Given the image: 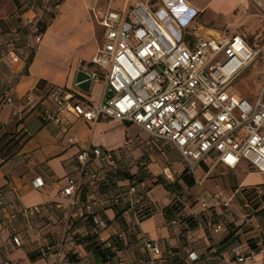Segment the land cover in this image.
Returning <instances> with one entry per match:
<instances>
[{
	"label": "crops",
	"instance_id": "1",
	"mask_svg": "<svg viewBox=\"0 0 264 264\" xmlns=\"http://www.w3.org/2000/svg\"><path fill=\"white\" fill-rule=\"evenodd\" d=\"M35 2L36 0H0V39L8 37L16 29L23 32L25 39H30L33 25L23 23L24 18L33 16L36 21L46 18L45 10L32 7ZM248 3L252 2L62 0L56 4L53 16L46 21L45 29L41 31L40 40L33 46L29 61V54L23 53V47L14 50L18 55L15 61H10L5 56L0 57V94L12 97V101L0 104V136L3 133H14L20 138V146L10 158L3 160L0 155V189L6 201L5 207L0 206V264H51L53 260H58L60 264H244L234 259V251H243L249 244L256 249L254 264H264V195L249 198L245 195L246 191L241 190L242 187L259 185L264 193V171L255 170L243 159L229 167L214 162L213 153L206 155L193 167L196 166L201 174L202 170L210 171L213 164L218 163L222 174L218 178L221 180L219 186L214 188L215 192L207 194L210 196L206 200V206L203 205L205 201L200 202V209L205 210L203 218L197 216L198 208L192 207L193 214L190 215L194 224L184 230L179 223H171L170 219L177 218L178 213L166 212L164 207L170 206L171 197L163 183L152 177L158 170L163 175L165 172L169 175L168 178L164 175L165 179H172L169 167L173 161L166 159L165 152L177 151L173 145L154 139L137 125L121 119H118L121 122L106 119L85 121L66 112L62 116L68 118L67 126L42 119L45 108L55 109V104L43 96L50 86L72 90L75 92L73 100L86 103L97 102L104 96L103 79L91 81L87 91L77 87L74 81L76 71L88 67L91 56L103 40V27L98 23L101 30L98 42L96 25L91 9H88L90 6L120 11L134 5L148 7L171 28L168 23L170 17L179 23L186 21L185 25H190L191 14L198 11L207 22L215 15L240 13ZM253 5L263 12L260 6L255 3ZM206 10H210L211 15H203ZM71 23H75L79 30L73 37L67 38L66 29ZM213 30L214 33L211 32ZM184 31L196 36L194 30ZM207 31L204 34L217 36L236 33H219L213 25H209ZM82 60L85 62L80 65ZM28 91H33V97L29 101L24 98ZM114 123L124 126L121 125L119 143L109 147L104 132L108 125ZM130 124L136 127V131L129 135ZM89 145H99L111 150L113 158L109 161L93 158L88 168L97 170L100 179L83 174L82 187L77 192L72 195L61 193L60 188L67 177L78 175L75 168L77 152ZM151 145L163 149V152L158 153V158L156 153L148 150ZM132 146H136L135 149L131 150ZM140 148L145 150L148 158L139 161L138 168H121L122 163L131 161L130 153L136 154ZM206 157L210 158L209 162L205 160ZM184 164L180 158V163L171 169L178 175L184 169ZM129 173H136L139 180L134 184V194L128 193L119 203L110 204L109 199L104 197L116 190H128L130 183L125 176ZM223 192H226L227 198L234 200L235 208H232L231 214L225 212L224 207L219 204L218 198H223ZM134 195L141 196L139 204L145 205L148 212L141 215L136 213L137 206L130 205V198ZM80 197L97 199L90 209L93 212L92 219L79 217ZM73 200L76 202L72 203ZM50 202L53 205L44 207L36 214L27 215L21 211L27 206ZM239 203L243 204L242 207ZM185 208L186 204L183 209ZM242 210L252 211L251 219L257 222V229L241 222L238 214ZM12 212L15 215L8 217L7 213ZM208 214L215 218L222 215L230 224L218 232H209L203 225V219ZM69 222L72 225L67 228ZM11 227L18 231L21 244L15 245L11 241ZM96 229L95 238L98 242L110 239L114 244L110 261H102L90 244L80 241L83 235ZM145 240L156 242L161 255L148 251L144 246ZM190 252L196 257H186V253Z\"/></svg>",
	"mask_w": 264,
	"mask_h": 264
},
{
	"label": "built area",
	"instance_id": "2",
	"mask_svg": "<svg viewBox=\"0 0 264 264\" xmlns=\"http://www.w3.org/2000/svg\"><path fill=\"white\" fill-rule=\"evenodd\" d=\"M252 1L264 14V0ZM95 17L103 27V40L91 56L88 67L83 69L91 81L104 80V96L97 102L86 103L73 100L75 92L72 90L50 86L43 96L55 104V109L45 108L43 120L67 126L69 120L62 116L65 112L85 121L117 118L137 125L153 138L169 142L190 168L213 153L214 162L233 167L243 159L255 170L264 171V76L252 99L227 90L253 53L239 33L192 36L182 30L183 26L174 18H169L173 24L169 28L153 10L139 5L122 11L107 8ZM36 22L33 16L25 17L23 21L34 26L33 38L39 41L41 29ZM1 53L0 57L5 56L10 61L18 59L11 48L1 50ZM32 97L33 91L24 95L27 101ZM9 101H12L10 95L0 94V104ZM93 158L109 161L113 153L99 145L80 149L75 167L78 175L67 177L60 188L61 193L72 195L77 192L83 174L96 178L97 172L88 168ZM164 175L169 177L166 172ZM134 191L130 184L129 194L133 195ZM255 192L263 191L256 186ZM96 200L80 201L79 214L90 210ZM138 200L137 195L131 196L130 203ZM5 205L0 189V206ZM222 205L225 212L232 213L227 200ZM44 207L45 204H34L21 211L27 215L36 214ZM251 212L247 210L238 215L241 222L257 229ZM7 215L13 217L15 213ZM95 220L103 224L101 220ZM228 221L222 215L215 218L208 214L203 225L209 232H218ZM171 223L176 221L171 220ZM10 237L15 245L21 244L15 227H11ZM144 246L152 254H159L156 242L145 240ZM255 252V247L248 245L243 251H235L234 259L254 264ZM191 254L188 253L190 259L196 257ZM51 264L60 263L53 260Z\"/></svg>",
	"mask_w": 264,
	"mask_h": 264
},
{
	"label": "rangeland",
	"instance_id": "3",
	"mask_svg": "<svg viewBox=\"0 0 264 264\" xmlns=\"http://www.w3.org/2000/svg\"><path fill=\"white\" fill-rule=\"evenodd\" d=\"M62 0H50L49 8L46 9V18L43 20L44 24H46V21L50 19L51 16L55 13V4L57 2H61ZM252 3L253 1L250 0ZM54 5H53V4ZM252 3H248L247 6L243 8V10L240 11V13L233 14V13H223L219 16L215 15L211 17L210 21L205 22L204 17L202 14L198 11H195L191 14L189 18L190 25H185L187 23L186 21L184 23H179L181 26L185 25L182 30H194L195 35L199 36L204 33H208L207 29L209 25H213L219 33L223 34H229L231 32L239 33L245 41L249 44L251 47L253 53L251 58L246 62V64L240 69V71L235 75V77L231 80L229 85L227 86V90L229 93L237 94L246 97L247 99H252L255 94L257 93L260 83L262 81V78L264 76V14L263 12L253 5ZM96 6H99L96 5ZM95 6V7H96ZM91 9L90 13L93 18V21L96 25V34L98 38V42H100V27L98 25L97 19L95 17L96 13H101L99 11H103L105 8L100 7L97 8H91V6L88 8ZM87 9V11H88ZM205 16L211 15L210 10H206L204 12ZM243 17V19H242ZM40 22V23H43ZM168 23L173 26L172 22L169 21ZM41 25V24H40ZM78 26L75 23H71L68 25L66 29V37L70 38L73 37V35L78 31ZM204 31V32H202ZM214 33V30L211 31ZM34 33V26L31 27V37L30 39H25L24 42H19L18 46L23 47L24 51L23 53L29 54L31 50L33 49V46L37 41L33 38ZM70 52H73L70 50ZM85 60H82L80 65H83ZM105 120V119H101ZM108 120H117L118 119H112L107 118ZM116 121V122H117ZM121 122V121H120ZM124 126L123 124H121ZM118 125L116 123L108 125L105 128L104 136L106 143H108L109 147H114L117 145L121 139L122 135V126ZM264 128V123H263ZM128 134L136 131V127L130 124V127L128 128ZM132 137H130L131 140ZM153 138V137H152ZM156 139V138H154ZM161 140V139H158ZM163 141V140H161ZM136 146H132L131 150L135 149ZM148 150L156 153L158 158V153L163 152V149H158L155 147V145H151V148H148ZM137 156V157H136ZM166 159L170 162L171 167H175L180 163V157L176 150H170L165 152ZM131 161L129 163L124 162L121 165V168H131L139 166V161L144 160L145 158H148L147 155H145L144 149H138V153L134 154L133 152L130 153ZM159 160V159H158ZM205 160L207 162L210 161L209 157H206ZM156 161V160H154ZM169 167V166H168ZM171 167H169V170L171 171V176L173 181L169 179L168 182H176L173 185H170L168 187V196L171 197V204L174 208L177 209L179 213L182 215H190L193 214L192 207L198 208L196 211L197 216H200L203 218L205 214V210L202 208L200 209V202H204V206L207 204L208 196L207 194L213 193L214 188L216 186H219V182L221 179L218 177L222 176L220 171V165L218 163H214L213 167L210 171L202 170L201 174L198 171V168L195 167H188L186 164L183 165V168H186L188 172H191L194 181L191 185L184 184L181 180H176L177 175L175 172L172 171ZM134 174V173H133ZM200 174V175H199ZM154 180L158 179L161 183H168L167 179H165L162 171H156L155 174L152 176ZM134 181H139L138 176L135 173L134 174ZM152 179L150 180V182ZM235 194V193H234ZM221 197V196H220ZM220 205L223 208L222 202L224 200H227V204L231 208H235L234 206V200L232 198H227L226 192H223V198L220 199ZM184 204L187 205V208L183 209ZM243 204L239 203V206L242 207ZM209 209V208H206ZM242 212H244L242 210ZM235 252V251H234Z\"/></svg>",
	"mask_w": 264,
	"mask_h": 264
},
{
	"label": "trees",
	"instance_id": "4",
	"mask_svg": "<svg viewBox=\"0 0 264 264\" xmlns=\"http://www.w3.org/2000/svg\"><path fill=\"white\" fill-rule=\"evenodd\" d=\"M50 0H36L35 4H32V7H35L37 9H41V10H45L48 9L49 4H50ZM53 4V3H52ZM56 5V3H54ZM53 4V5H54ZM58 4V2H57ZM43 22L37 20L36 24L37 26L41 29V31H43L45 29L46 24L40 23ZM41 24V25H40ZM16 33V34H15ZM10 38V39H8ZM25 39V36H23V32L19 31V29H16L13 31V33L11 35H9L8 37H3L0 39V56L3 54L1 53V50L5 51L8 49H13L15 50L18 46V43ZM32 51L29 53L28 57H27V61L30 60L31 55H32ZM20 146V138L16 136V134L14 133H3L0 136V155L1 158L3 160H7L8 158H10L19 148ZM90 171H95L97 172V176L95 179H100V174L97 170H90ZM128 183H130L131 185L134 186L135 182L134 181V174L133 173H129V175L125 176ZM177 178L180 179L184 184L186 185H191L194 181V178L191 174V172H188L186 168L182 169L179 174L177 175ZM169 180H167L168 182ZM173 181V180H171ZM176 182H168V183H163V187L168 189V187H170V185L175 184ZM259 186V185H253V186H248V187H242L241 190L242 191H246L245 195L248 196L249 198H254V197H263L264 193H260V194H256L255 192V187ZM82 187V183L80 184V187ZM260 187V186H259ZM129 190V188H128ZM128 190H125L123 192V190H116L114 191L112 194H110L107 197H104L105 199H109L110 204H116L119 203V200L122 199L123 197H127L128 196ZM81 196V195H80ZM139 197V200L141 199L140 195H137ZM115 198H117V200H114ZM86 199V197H80L81 201H84ZM139 200L135 201V202H131L130 205L131 206H137L136 207V213L138 215L144 214L146 212H148L147 208L145 207V205L139 204ZM138 203V204H137ZM53 205L52 202L45 204V206H51ZM164 209H166L168 213H172V212H177L178 216L177 218H172L171 220H175L177 223H179L180 225H182L184 230H188L189 226H192L194 224V220L193 217L191 215H182L181 213H179L177 211L176 208H174L172 206V204H170V206L167 208L166 206L164 207ZM165 212V213H166ZM211 215V214H210ZM207 216V215H206ZM213 216V215H212ZM80 218H85L87 217V219H92L93 218V212H91L90 210H84L81 214H79ZM205 218V217H204ZM184 221V224H183ZM230 224V222L226 223V225L224 226L223 229L227 228V226ZM69 226H67V228L71 227V222L68 223ZM206 229V228H205ZM96 234H97V229L94 230L92 233H87L85 235L82 236V239L80 241L82 242H87L88 244H90L93 249L95 250L96 254L99 256V258L102 261H110L113 257V242L110 239H105L103 241L98 242L96 240ZM225 240V238L223 240H221V242H223ZM107 241L110 242V244H107ZM230 241H233V239H231ZM249 246L251 247H255L252 244H249ZM160 249H159V254L158 256H160ZM196 256V255H195ZM186 257L188 256V253H186Z\"/></svg>",
	"mask_w": 264,
	"mask_h": 264
},
{
	"label": "water",
	"instance_id": "5",
	"mask_svg": "<svg viewBox=\"0 0 264 264\" xmlns=\"http://www.w3.org/2000/svg\"><path fill=\"white\" fill-rule=\"evenodd\" d=\"M75 84L82 90L87 91L91 84V79L89 78L87 72L83 68H79L75 74Z\"/></svg>",
	"mask_w": 264,
	"mask_h": 264
}]
</instances>
